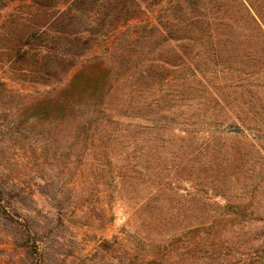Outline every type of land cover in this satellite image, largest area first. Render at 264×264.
Instances as JSON below:
<instances>
[{"label": "trees", "instance_id": "16d2710c", "mask_svg": "<svg viewBox=\"0 0 264 264\" xmlns=\"http://www.w3.org/2000/svg\"><path fill=\"white\" fill-rule=\"evenodd\" d=\"M263 16L264 0H0V229L26 264H60L63 235L59 222L37 223L16 199L8 139L47 141L66 129L71 144L107 158L126 128L144 126L133 111H147L172 81L189 83L199 53L204 64L235 63L241 55L218 51L249 22L264 33ZM127 172L118 175L133 179ZM95 216L85 223L92 233L107 224L104 209ZM184 234L152 242L125 231L97 246L116 252L118 264H264L263 243L209 247Z\"/></svg>", "mask_w": 264, "mask_h": 264}, {"label": "rangeland", "instance_id": "374dc122", "mask_svg": "<svg viewBox=\"0 0 264 264\" xmlns=\"http://www.w3.org/2000/svg\"><path fill=\"white\" fill-rule=\"evenodd\" d=\"M224 50L241 56L204 64L199 53L189 83L172 81L147 111H133L144 126L126 128L107 158L71 144L66 129L47 141L8 139L16 199L37 223L61 224L60 264H118L97 242L125 231L152 242L178 232L209 247L264 245V33L249 22ZM103 209L106 227L92 233L85 223ZM0 264H26L1 229Z\"/></svg>", "mask_w": 264, "mask_h": 264}]
</instances>
